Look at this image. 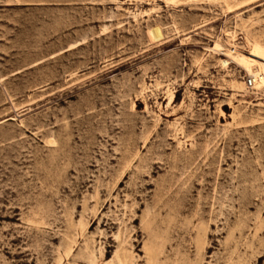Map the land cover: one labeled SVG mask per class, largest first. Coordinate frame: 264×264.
Masks as SVG:
<instances>
[{
    "label": "rangeland",
    "instance_id": "374dc122",
    "mask_svg": "<svg viewBox=\"0 0 264 264\" xmlns=\"http://www.w3.org/2000/svg\"><path fill=\"white\" fill-rule=\"evenodd\" d=\"M243 54L264 0H0V264H264Z\"/></svg>",
    "mask_w": 264,
    "mask_h": 264
},
{
    "label": "bare ground",
    "instance_id": "6f19581e",
    "mask_svg": "<svg viewBox=\"0 0 264 264\" xmlns=\"http://www.w3.org/2000/svg\"><path fill=\"white\" fill-rule=\"evenodd\" d=\"M234 61L238 62V64L242 65L246 71H248L252 75H261L264 74V60H258L254 58L251 55H241V56H233L232 57ZM226 62V61H225ZM226 64V63H225ZM258 66V70H254L253 66ZM258 85L264 86V78L262 79L261 82H259L256 85V88Z\"/></svg>",
    "mask_w": 264,
    "mask_h": 264
},
{
    "label": "built area",
    "instance_id": "2783aa9c",
    "mask_svg": "<svg viewBox=\"0 0 264 264\" xmlns=\"http://www.w3.org/2000/svg\"><path fill=\"white\" fill-rule=\"evenodd\" d=\"M263 77L261 75H252V74H248L245 78V85L247 88L249 89H254L256 87V85L262 81V79L264 78V74H262Z\"/></svg>",
    "mask_w": 264,
    "mask_h": 264
}]
</instances>
